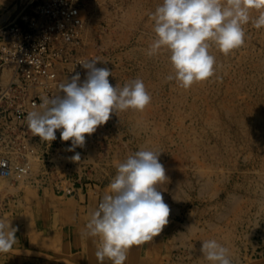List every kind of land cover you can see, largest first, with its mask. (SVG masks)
Instances as JSON below:
<instances>
[{
    "label": "rangeland",
    "instance_id": "374dc122",
    "mask_svg": "<svg viewBox=\"0 0 264 264\" xmlns=\"http://www.w3.org/2000/svg\"><path fill=\"white\" fill-rule=\"evenodd\" d=\"M37 2L0 0V25ZM162 2L84 1L78 55L83 61L99 59L97 67L112 71L109 82L114 87L142 79L151 103L143 112L112 113L74 151H68L71 141H62L59 130L50 143L33 136L26 118L12 121L11 127L0 123V158L7 157L11 166L10 173L0 176V214L9 215L15 205L24 204L26 193L49 189L59 200L75 199L89 220L117 165L138 150H153L160 152L168 177L158 190L170 207L169 223L153 240L133 245L124 264H212L201 252L202 241L211 239L229 249L232 264H260L264 27L249 23L244 45L227 56L213 46L215 76L186 90L165 79L172 72L166 50L147 54L155 38L150 14ZM87 71L81 65V81ZM73 75L61 77V82ZM33 110L40 107H28ZM76 153L79 161L71 159Z\"/></svg>",
    "mask_w": 264,
    "mask_h": 264
},
{
    "label": "clouds",
    "instance_id": "9594fccd",
    "mask_svg": "<svg viewBox=\"0 0 264 264\" xmlns=\"http://www.w3.org/2000/svg\"><path fill=\"white\" fill-rule=\"evenodd\" d=\"M253 12L258 15L253 17ZM150 19L155 38L147 54L152 57L166 50L172 72L165 79L187 90L215 76L213 46L227 56L244 45L249 23L256 29L264 27V0H163ZM99 62H80L88 70L83 81L76 73L59 85L60 94L43 97L40 110L27 113V128L33 136L51 143L59 130L62 141H71L68 151H74L112 113L146 109L152 97L143 80L114 87L109 82L112 71L97 67ZM159 155L138 150L119 163L108 192L90 213L84 234L99 238L95 255L101 264L105 259L124 264L133 245L153 240L169 223L171 210L158 190L168 180ZM71 159L79 161L80 154ZM16 231L9 220L0 218V253L12 249ZM201 252L212 264H232L229 249L215 239L202 241Z\"/></svg>",
    "mask_w": 264,
    "mask_h": 264
},
{
    "label": "built area",
    "instance_id": "2783aa9c",
    "mask_svg": "<svg viewBox=\"0 0 264 264\" xmlns=\"http://www.w3.org/2000/svg\"><path fill=\"white\" fill-rule=\"evenodd\" d=\"M85 0H38L0 25V123L25 121L28 107L57 94L61 77L81 72L78 55ZM0 158V176L10 173ZM22 171V169H19ZM20 176V175H19Z\"/></svg>",
    "mask_w": 264,
    "mask_h": 264
},
{
    "label": "crops",
    "instance_id": "0c3cea01",
    "mask_svg": "<svg viewBox=\"0 0 264 264\" xmlns=\"http://www.w3.org/2000/svg\"><path fill=\"white\" fill-rule=\"evenodd\" d=\"M25 200L9 215L0 214L17 229L16 243L8 253H0V264H101L95 255L99 238L84 234L89 220L75 199L59 200L44 189L26 193Z\"/></svg>",
    "mask_w": 264,
    "mask_h": 264
},
{
    "label": "bare ground",
    "instance_id": "6f19581e",
    "mask_svg": "<svg viewBox=\"0 0 264 264\" xmlns=\"http://www.w3.org/2000/svg\"><path fill=\"white\" fill-rule=\"evenodd\" d=\"M18 2V1H17ZM16 6V5H15ZM15 6L12 8V10L15 8Z\"/></svg>",
    "mask_w": 264,
    "mask_h": 264
}]
</instances>
